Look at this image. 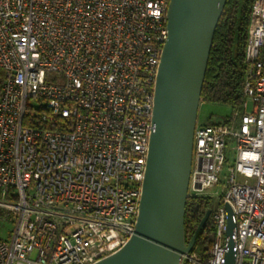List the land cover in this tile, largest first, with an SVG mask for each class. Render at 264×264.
<instances>
[{
    "label": "built area",
    "instance_id": "built-area-1",
    "mask_svg": "<svg viewBox=\"0 0 264 264\" xmlns=\"http://www.w3.org/2000/svg\"><path fill=\"white\" fill-rule=\"evenodd\" d=\"M169 2L0 0V264H94L134 234ZM245 61L242 109L197 121L189 195L215 233L180 264H224L231 241L264 264V0Z\"/></svg>",
    "mask_w": 264,
    "mask_h": 264
},
{
    "label": "water",
    "instance_id": "water-1",
    "mask_svg": "<svg viewBox=\"0 0 264 264\" xmlns=\"http://www.w3.org/2000/svg\"><path fill=\"white\" fill-rule=\"evenodd\" d=\"M228 0H170L153 109L154 129L135 232L115 253L94 264H180L211 216L186 237V211L193 165L194 133L216 29ZM228 232L232 233V209ZM233 241L224 264H234Z\"/></svg>",
    "mask_w": 264,
    "mask_h": 264
},
{
    "label": "trees",
    "instance_id": "trees-1",
    "mask_svg": "<svg viewBox=\"0 0 264 264\" xmlns=\"http://www.w3.org/2000/svg\"><path fill=\"white\" fill-rule=\"evenodd\" d=\"M252 3L253 0L227 1L216 29L202 90V101L229 104L235 112L242 109L246 100L245 53ZM5 78V71L0 67V93ZM231 116H226L224 120L229 121ZM212 207L213 200L209 197L189 196L186 211L188 241L207 210ZM214 233L215 228L210 217L198 233L196 249L202 251L205 244H211Z\"/></svg>",
    "mask_w": 264,
    "mask_h": 264
},
{
    "label": "rangeland",
    "instance_id": "rangeland-1",
    "mask_svg": "<svg viewBox=\"0 0 264 264\" xmlns=\"http://www.w3.org/2000/svg\"><path fill=\"white\" fill-rule=\"evenodd\" d=\"M253 102L248 103V110H252ZM235 113L231 105L219 102L202 101L198 114L199 122L212 120L214 122L222 121L226 116H231ZM14 224L11 222L0 221V236L10 239Z\"/></svg>",
    "mask_w": 264,
    "mask_h": 264
},
{
    "label": "flooded vegetation",
    "instance_id": "flooded-vegetation-1",
    "mask_svg": "<svg viewBox=\"0 0 264 264\" xmlns=\"http://www.w3.org/2000/svg\"><path fill=\"white\" fill-rule=\"evenodd\" d=\"M212 214V213H211ZM210 217H212V215L210 216ZM209 220V219H208Z\"/></svg>",
    "mask_w": 264,
    "mask_h": 264
}]
</instances>
